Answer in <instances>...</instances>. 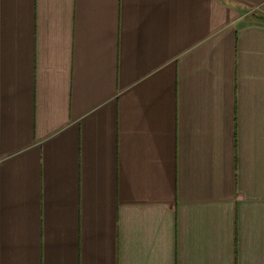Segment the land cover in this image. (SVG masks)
I'll list each match as a JSON object with an SVG mask.
<instances>
[{
    "label": "crops",
    "instance_id": "0c3cea01",
    "mask_svg": "<svg viewBox=\"0 0 264 264\" xmlns=\"http://www.w3.org/2000/svg\"><path fill=\"white\" fill-rule=\"evenodd\" d=\"M264 0H0V264H264Z\"/></svg>",
    "mask_w": 264,
    "mask_h": 264
},
{
    "label": "trees",
    "instance_id": "16d2710c",
    "mask_svg": "<svg viewBox=\"0 0 264 264\" xmlns=\"http://www.w3.org/2000/svg\"><path fill=\"white\" fill-rule=\"evenodd\" d=\"M262 20L264 21V17L262 16Z\"/></svg>",
    "mask_w": 264,
    "mask_h": 264
}]
</instances>
